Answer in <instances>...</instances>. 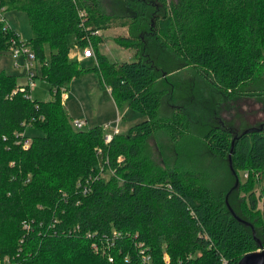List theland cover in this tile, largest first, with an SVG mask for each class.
Segmentation results:
<instances>
[{
    "label": "trees",
    "instance_id": "1",
    "mask_svg": "<svg viewBox=\"0 0 264 264\" xmlns=\"http://www.w3.org/2000/svg\"><path fill=\"white\" fill-rule=\"evenodd\" d=\"M99 3L0 0L3 10L24 11L31 28L23 41L0 20V54L9 53L12 41L28 46L35 54L34 77L39 72L51 94L32 98L26 84L0 71V264H238L241 255L258 249L255 237L264 247V123L246 134L211 126L202 136L211 152L228 157L231 139L239 135L230 156L239 178L232 190L234 185L215 195L201 182L202 172L187 169L196 161V140L176 146L178 166L157 165L145 152L147 140L163 131L174 142L186 138L195 118L180 105L160 115L168 88L140 55L135 31L145 22L141 12L128 35L114 37L134 48L136 59L111 61L101 52L99 31L123 18L105 15ZM150 28L162 48L228 99L247 94L261 76L264 0H171ZM89 46L95 60L84 65ZM91 70L117 106L126 102L145 117L106 143L101 125L76 128L61 100L60 89ZM29 126L42 133L24 148ZM100 156L112 173L83 193L78 184L100 172ZM184 157L188 165L180 162ZM241 189L247 201L234 206L232 194ZM113 230L119 236L107 246L103 236L110 239ZM138 241L148 249L147 263Z\"/></svg>",
    "mask_w": 264,
    "mask_h": 264
},
{
    "label": "rangeland",
    "instance_id": "2",
    "mask_svg": "<svg viewBox=\"0 0 264 264\" xmlns=\"http://www.w3.org/2000/svg\"><path fill=\"white\" fill-rule=\"evenodd\" d=\"M170 1L99 0L101 10L105 15L123 18L117 20L118 22L109 28L99 31L104 36L100 50L111 61H132L136 59L135 49L116 44L114 37L118 34L128 35L132 20H135L134 24L139 22L137 16L139 12L142 13L145 22L139 26L137 25L139 28L135 31V35L140 37V55L150 60L156 68L160 75V86L164 85L168 88V95H166L160 107V115H169L172 106L180 105L189 112V115H193L195 118L193 130L186 138L174 142L166 131L158 132L154 137L147 140L145 152L159 166L163 167L164 164L178 166L179 163L176 164L178 154L176 146L184 141L196 140L193 143L195 152L193 158L196 161L192 162L187 169H198L202 172L201 182L206 186H210L214 194L217 195L219 191L228 190L233 185L234 178L231 174L232 171H230L228 157H219L211 152L202 143V136L211 126L224 125L241 132L250 126L258 127L264 122V94L259 95L261 88L264 86V68L260 78L249 87V91L247 90L245 95L228 99L221 92L216 91L190 65L183 66L180 59L170 51L162 48L155 40V33L150 25L163 14ZM2 15L5 22L21 40L27 41L31 37L30 24L24 11L7 9L3 10ZM137 19L138 21H136ZM44 49L45 55L48 56L47 44L44 45ZM92 60L94 61L95 57L83 60L84 65L92 64ZM1 70L14 74L18 83L28 84L25 70L21 65L15 66L13 64V59L8 52L0 54ZM33 81L34 85L29 89L32 98L46 100L51 97L49 86L40 78L39 72ZM67 91L69 97L63 100L64 105L74 121L77 119L87 121L88 125H84L83 129L90 128L95 124H100L103 127L109 122H113L112 125L110 124L113 127L118 113L123 115L120 122H118V132L126 133L130 126L145 118L137 110L131 109L126 102H122L117 106L111 98L109 90L100 85L99 76L93 70L72 80ZM109 128H107L108 132L115 133L109 131ZM41 133L36 127L29 126L25 129L28 140L35 134ZM100 161L102 163L100 175L101 178L106 179L112 171L107 166L105 157L100 156ZM180 162L188 165L185 157ZM105 165L107 168H105ZM246 196L242 189L233 192L231 197L233 205L236 206L239 199L244 202L247 201Z\"/></svg>",
    "mask_w": 264,
    "mask_h": 264
},
{
    "label": "built area",
    "instance_id": "3",
    "mask_svg": "<svg viewBox=\"0 0 264 264\" xmlns=\"http://www.w3.org/2000/svg\"><path fill=\"white\" fill-rule=\"evenodd\" d=\"M4 8H0V20L4 19V16L2 15ZM9 50V54L11 55V58L13 59V64L15 66L21 65L22 68L25 70V76L28 79V84H26L28 86V88L30 89L33 85H34V76H35V54L34 51L29 49L28 46L23 45L22 43H16L15 41H12V44L9 46L8 48ZM82 57L83 58H89V57H94V52L92 47H86L83 52H82ZM61 91V100H64L65 98L68 97V91L66 88L62 87L60 89ZM86 124V121L83 119H77V120H73V125L77 128H81ZM109 124H106L103 126L104 129H106V127ZM114 132H117V128H114ZM112 134L113 133H106L104 142H108L111 138H112ZM29 140L28 139H24L22 141V146L24 148H26L29 145ZM101 170L98 173L93 174V176L88 177L84 183H79L78 186H80L81 190L83 193H87L89 191L90 188V184L93 182V180L98 179L101 177ZM245 175H247L245 173ZM28 224H25V227H27ZM112 236H110V239L106 236L105 237V241L107 246H110V244L113 243V238H116L117 236H119V233L116 232L115 230L112 231ZM138 247V252L141 255V259H143L144 262H148L150 261V255L147 252V248L143 245L142 242H139L136 244ZM92 247H94L95 249H98L96 243H93ZM109 261L112 259V255L109 256ZM164 259L166 260V263L169 261L168 256H164Z\"/></svg>",
    "mask_w": 264,
    "mask_h": 264
},
{
    "label": "water",
    "instance_id": "4",
    "mask_svg": "<svg viewBox=\"0 0 264 264\" xmlns=\"http://www.w3.org/2000/svg\"><path fill=\"white\" fill-rule=\"evenodd\" d=\"M262 128H263V125H261V124L258 127L250 126V127H248V129L243 130L241 132V134H246L249 131H254V130H258V129H262ZM238 136H239L238 134H234V136L232 137L231 142H230L231 148H230V151L228 153L229 167H230L231 171L233 172V174L235 175V182L233 184L234 186L231 188V190L236 187V184L238 183V180H239L236 171L233 170L232 163H231V157H230L231 153L233 152V147H234V143H235L234 140H236L238 138ZM226 203H227L228 210L230 211V213L233 214V216L236 219H238L239 221H242L246 225H248L247 222H245L237 214L234 213V211L232 210V208L230 207V205L227 201H226ZM252 231L254 233V230H252ZM255 238L257 241L258 249L252 250L251 252H246L243 255H241L242 257L239 259L238 264H264V247L262 246V244L258 240V238L257 237H255Z\"/></svg>",
    "mask_w": 264,
    "mask_h": 264
},
{
    "label": "crops",
    "instance_id": "5",
    "mask_svg": "<svg viewBox=\"0 0 264 264\" xmlns=\"http://www.w3.org/2000/svg\"><path fill=\"white\" fill-rule=\"evenodd\" d=\"M83 58V57H82ZM89 58H93V57H89ZM89 58H83V60H87V59H89ZM69 87V86H68ZM106 88V87H105ZM68 89V88H67ZM107 89V88H106ZM108 90V89H107ZM109 93H110V91H109ZM68 97H69V93H68ZM63 103H64V101H63ZM121 116H123L122 114H118L117 113V116H116V118H117V120H116V123H115V125L113 126V127H111L110 126V124L112 125L113 124V122L112 123H107V124H109L107 127H106V129H105V132H108L107 130V128H109V127H111V128H109L110 130L109 131H114V128H117V132H118V122H120V120H121ZM123 118V117H122ZM85 120V119H84ZM111 120V119H110ZM86 121V120H85ZM85 125H88L87 124V121H86V124ZM95 125H100V124H95ZM110 133V132H109Z\"/></svg>",
    "mask_w": 264,
    "mask_h": 264
},
{
    "label": "flooded vegetation",
    "instance_id": "6",
    "mask_svg": "<svg viewBox=\"0 0 264 264\" xmlns=\"http://www.w3.org/2000/svg\"><path fill=\"white\" fill-rule=\"evenodd\" d=\"M262 123H264V122H262ZM262 123H261V124H262Z\"/></svg>",
    "mask_w": 264,
    "mask_h": 264
}]
</instances>
